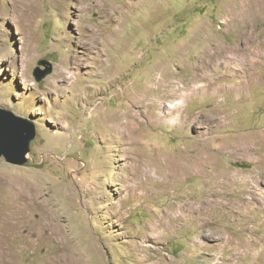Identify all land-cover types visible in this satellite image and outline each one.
I'll return each instance as SVG.
<instances>
[{"label":"rangeland","instance_id":"374dc122","mask_svg":"<svg viewBox=\"0 0 264 264\" xmlns=\"http://www.w3.org/2000/svg\"><path fill=\"white\" fill-rule=\"evenodd\" d=\"M0 108V264H264V0H0Z\"/></svg>","mask_w":264,"mask_h":264},{"label":"water","instance_id":"95a60500","mask_svg":"<svg viewBox=\"0 0 264 264\" xmlns=\"http://www.w3.org/2000/svg\"><path fill=\"white\" fill-rule=\"evenodd\" d=\"M34 71L35 78L40 81L52 72V65L42 61ZM36 125L27 118L17 116L14 112L0 108V158L14 166H23L28 161L30 146L36 137Z\"/></svg>","mask_w":264,"mask_h":264},{"label":"bare ground","instance_id":"6f19581e","mask_svg":"<svg viewBox=\"0 0 264 264\" xmlns=\"http://www.w3.org/2000/svg\"><path fill=\"white\" fill-rule=\"evenodd\" d=\"M106 30H104V32H105ZM104 43H105V38H104V34L103 33H99L98 35H97V38H96V41L95 42H91V44H89L88 42L86 43L87 44V46H89L90 47V49H94L95 47H94V45L95 44H97V45H104ZM101 50L99 49L98 51H97V54H96V56L97 57H100L101 56V52H100ZM103 51V50H102ZM102 59V58H101ZM98 62H100V60H97ZM102 64V63H101ZM104 64V63H103ZM65 78V77H64ZM69 79H74L75 80V82L78 80V75L77 74H73L72 76H70L69 77ZM164 80V79H163ZM73 81V80H72ZM160 81V80H159ZM69 82V81H68ZM75 82H73L71 85L72 86H70V89L72 88V87H74L73 85L75 84ZM179 94V93H178ZM100 107V109H101V106H99ZM171 107H172V105H171ZM173 108V107H172ZM99 110V109H98ZM171 111V110H170ZM169 111V112H170ZM95 112V111H94ZM174 112V111H173ZM172 112V113H173ZM171 113V114H172ZM107 115V114H106ZM131 116H132V114H130ZM167 116V115H166ZM105 117V116H104ZM103 117V118H104ZM111 118H113V119H111ZM111 118H110V116H108L107 115V117H105V120L107 121V122H109V123H112L111 125H110V129L112 130V132H113V134H115V132H116V137L117 136H122L123 135V133H125L123 130H122V128H120L121 127V125H120V117H119V115H118V112L117 111H115V112H113L112 114H111ZM132 118H134L133 116H132ZM132 118L130 117V119H131V121H133L132 120ZM104 120V121H105ZM108 123V124H109ZM133 128L134 127H131V129L133 130ZM130 129V130H131ZM128 131V130H127ZM138 132V131H137ZM111 138L113 139V136H111ZM165 168H167V167H165ZM172 168H174L173 169V171H177V173H176V175L175 176H171L170 174H169V172L168 171H171L172 170ZM172 168H167L168 169V171H165V172H162V171H160L161 173H159V171L157 170L156 172L155 171H153V169H152V167H145L144 168V170H143V172L144 173H146L147 175H149L148 177H150V178H155V176H154V174L155 175H157V177H158V175L159 174H161V176L162 175H164V181H167V182H169V183H173L172 182V180H174L173 178H176L177 176H179L180 175V173H179V171L175 168V167H172ZM156 169V168H155ZM142 171V170H141ZM199 171V170H198ZM181 172H183V171H181ZM185 174V173H184ZM195 174V173H194ZM198 174V173H197ZM196 175V174H195ZM181 176V175H180ZM197 176V175H196ZM183 179V178H182ZM226 179V178H225ZM230 179V178H229ZM148 180V179H147ZM176 181V180H175ZM228 181V180H227ZM178 182H179V180H178ZM215 183V182H214ZM230 183V182H229ZM232 186V185H231ZM249 199V198H248ZM195 204V203H194ZM198 204V203H197ZM210 204H212V203H210ZM188 206V205H187ZM198 206V205H197ZM200 206V205H199ZM210 208H212V206L211 205H208ZM180 207V206H179ZM191 207H194V206H191ZM203 207V206H202ZM214 207V206H213ZM185 208H186V206H185ZM189 208V207H188ZM207 208V207H206ZM196 210H197V213H199V214H202V211L200 210V208H195ZM203 209V208H202ZM185 210V209H184ZM209 210V209H208ZM211 210V209H210ZM176 211V210H175ZM195 211V210H194ZM205 211V210H204ZM179 212V211H178ZM181 213V212H180ZM184 213V212H183ZM209 213V212H208ZM182 214V213H181ZM185 214V213H184ZM207 217V216H206ZM205 220V219H204ZM85 257V256H84ZM62 264H71L69 261H66V262H62Z\"/></svg>","mask_w":264,"mask_h":264}]
</instances>
